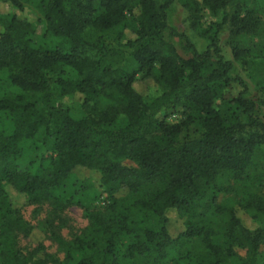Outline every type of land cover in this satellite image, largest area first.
I'll return each mask as SVG.
<instances>
[{
  "label": "trees",
  "instance_id": "obj_1",
  "mask_svg": "<svg viewBox=\"0 0 264 264\" xmlns=\"http://www.w3.org/2000/svg\"><path fill=\"white\" fill-rule=\"evenodd\" d=\"M65 1L36 3L47 23L45 39H59L51 46L32 45L35 29L26 17L0 13V76L18 89L0 93L1 264H121L115 248L122 239H128L124 258L140 264H264V227L248 223L264 218V117L258 114L264 81L252 97L247 80L233 74L235 62L222 52L219 37L227 26L235 36L257 29L262 21L255 10L243 13L239 0H184L195 26L203 7L222 13L210 43L198 50L169 21L176 0ZM127 28L134 37L124 34ZM247 54L264 62V41L253 54L234 46L235 58ZM146 81L160 92L150 102L140 88ZM232 83L241 91L216 108L221 87ZM75 92L84 95L82 111L54 103ZM175 105L184 107L183 121L159 119ZM192 124L198 127L184 133ZM41 147L51 159L38 171ZM78 167L102 172L110 204L88 211L90 227L67 239L52 229L67 204L53 192ZM5 184L34 203L49 201L51 212L39 226L62 258L42 242L28 251L19 247V236H30L36 226L11 209ZM230 190L236 204L227 206L219 194ZM134 209L152 225L143 226ZM178 221L187 227L173 238L169 229ZM219 233L244 254L214 244ZM195 238L202 239L204 256H169L180 239ZM76 251L81 256L74 262Z\"/></svg>",
  "mask_w": 264,
  "mask_h": 264
},
{
  "label": "rangeland",
  "instance_id": "obj_2",
  "mask_svg": "<svg viewBox=\"0 0 264 264\" xmlns=\"http://www.w3.org/2000/svg\"><path fill=\"white\" fill-rule=\"evenodd\" d=\"M38 0H25L23 9L16 7L11 2L0 0V13L1 14H18L26 17L35 29V33L32 37V45L38 47L41 45L51 46L55 45L59 39L54 36H49L45 39V32L47 23L43 19L42 15L36 9V3ZM66 5H69L70 0L65 1ZM240 6L244 13L246 8H253L255 15L260 17L262 25L259 26L252 32L241 34L239 36L232 35L230 33V26H227L223 31L220 32V46L222 52L227 58H231L235 62L234 75L243 76L250 87V95L257 99V86L259 81H264V62L259 59H254L250 54L243 56L241 59L235 58L234 46L238 45L241 48L249 49L250 53H258L263 50L264 41V0H239ZM199 18V24L193 25L190 18V12L184 4V0H176L169 15L170 23L178 29L180 32L186 33L191 40L195 43L198 50H204L210 43V35L215 31V23L219 22L222 18V13L217 11H211L206 7L201 9ZM211 28V29H210ZM210 29V30H209ZM207 30V31H206ZM124 34L128 37H134L135 34L130 28L124 30ZM174 44L180 53L185 55L182 48V43L179 42L178 38L172 39ZM246 61H248V63ZM140 88L144 90L146 94V100L151 101L152 98L157 96L160 92L152 82L146 81L140 85ZM241 87L237 83H232L227 86H223L220 89L221 95L214 100V106L220 107L226 100L236 96L241 91ZM16 92L18 91L15 87H10L8 82L3 76H0V93L4 92ZM104 105H112V100L104 99ZM55 104H65L68 107H72L76 112L82 111L84 104V95L80 92L61 96L54 100ZM259 103V102H258ZM258 114L264 117V105L259 103ZM185 109L182 105H175L170 108H165L159 113V119L164 120L168 123L181 122L186 118ZM198 126L190 125L186 128L185 132H192ZM37 160L35 167L39 171L50 162L51 155L45 147H41L35 154ZM126 165H135L133 161H124ZM75 174L69 179L65 185L56 189L53 192V196H60L62 199L67 201L66 207L62 208L61 215L58 220L54 223L52 229L57 231L58 234L62 235L67 239L74 238L87 230L91 225V219L88 216V211L100 210L102 211L105 207L110 204L109 195L106 191V186L102 181V172L95 168L78 167L75 169ZM221 186L228 185V180L221 179ZM232 182V181H231ZM5 190L8 197V202L13 210H18L25 220L36 226L32 234L28 237L19 236L18 245L22 250L28 251L35 247L38 243L42 242L48 252L55 254L56 257L62 258L64 253L59 248L57 242L47 232H43L41 222L51 212V205L49 201L42 203H34L31 197L26 194L17 191L10 184H5ZM264 190V188H263ZM234 192L221 191L219 194L220 202L224 205L231 206L236 204V197ZM127 197V196H126ZM125 198V197H124ZM208 197L205 198L207 200ZM134 217L137 219H144L145 223L143 226H151L152 218L140 212L138 209L133 210ZM264 218L256 219L250 218L248 223L252 229L259 226L264 227ZM186 223L184 221L175 222L169 229V234L173 238H178L186 230ZM128 239L120 240L115 248L116 255L120 257L121 264H140L138 261H130L124 258L125 254V242ZM214 244L222 247L229 248L232 246L235 252L244 254L245 250L232 245L229 239L224 234H217L212 236ZM190 255V256H204L206 254L204 243L201 238L195 239H180V242L174 247L170 253L172 255ZM81 256L80 252L73 253L74 262ZM1 264V259H0Z\"/></svg>",
  "mask_w": 264,
  "mask_h": 264
}]
</instances>
